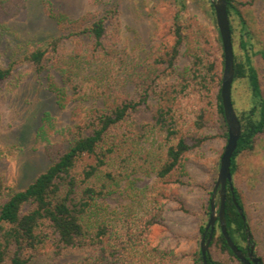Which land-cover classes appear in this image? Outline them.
<instances>
[{
	"label": "trees",
	"instance_id": "trees-1",
	"mask_svg": "<svg viewBox=\"0 0 264 264\" xmlns=\"http://www.w3.org/2000/svg\"><path fill=\"white\" fill-rule=\"evenodd\" d=\"M207 2L216 23L214 7L210 1ZM227 3L233 41L234 16L240 20L242 36L248 35L249 31L236 0H227ZM175 5L178 10L167 38L138 78V97L107 101L103 107L94 109L90 125L85 131L78 132L67 148L48 143L45 153L50 165L25 189L9 192L0 172V264H28L27 252L42 254L52 248L94 249L97 255L88 264H180L183 255L174 249L154 245L150 236L153 227L163 220L167 200L180 195L174 185L181 183L180 177L186 174L188 153L208 139L202 136L201 131L204 123L213 117V109L206 107L197 114L191 126L185 128L180 123L177 100L182 90L178 89L179 83L161 79L174 70L181 55L192 60L193 72L196 78H201L199 83L202 88L216 91L214 110L222 123L223 137L227 140L228 129L221 98L224 53L219 29L217 42L222 54L212 58L207 46H212V42L207 39L204 27L196 19L181 21L188 0H175ZM26 6L27 0H0V13L13 18L20 15ZM46 11L56 20L60 34L24 51L22 62L29 63L38 73L43 72L48 64L49 68H59L65 84L76 90L78 85L72 75L76 74L75 65L83 54L77 52L71 66H66L71 75L59 65V48L68 38L88 37L93 48L91 56L95 57L99 51L108 55L104 41L110 37L109 11L106 16L88 13L77 19L54 15L48 8ZM7 29L0 19V30ZM241 48L248 53L251 48L248 40H241ZM259 54L264 60V51ZM19 61L20 58H13L7 66L0 65V89L12 78ZM243 79L249 84L251 107L242 112L236 111L242 134L232 158L233 177L238 167L237 158L244 152H252L259 136L264 135L261 79L248 54L244 61H239L235 55L233 85ZM49 89L57 93L58 103L63 107L66 101L64 89L51 83ZM53 125L54 119L46 113L37 132L38 145L48 140ZM80 130L83 128L80 127ZM150 137L154 138L150 148L139 149V143ZM4 157L5 154L0 152V159ZM137 175L155 177L153 186L147 190L151 199L150 208L135 215L128 212L130 207H123L120 212L110 210L105 202L117 194L124 193L134 202L145 197L146 190L137 188L133 179ZM233 187L245 219L239 213L228 187L225 204L227 230L233 242L247 254V230L250 228L234 181ZM212 194L213 191L204 211L208 218ZM216 205L219 208L220 199ZM206 226L207 223L201 224V236ZM213 249L224 255V260H218ZM229 258L242 264L229 248L217 222L208 264H229ZM194 264H203L200 248Z\"/></svg>",
	"mask_w": 264,
	"mask_h": 264
},
{
	"label": "rangeland",
	"instance_id": "rangeland-1",
	"mask_svg": "<svg viewBox=\"0 0 264 264\" xmlns=\"http://www.w3.org/2000/svg\"><path fill=\"white\" fill-rule=\"evenodd\" d=\"M236 3L249 34L242 36L240 20L234 16V53L239 61H244L246 54L251 58L264 95V60L259 54L264 51V0H236ZM46 8L54 15L71 19L88 13L102 17L109 11L110 37L104 41L108 55L99 51L95 57L91 56L93 48L88 37L68 38L59 48V65L70 74L68 67L74 55L77 52L83 54L75 65L76 74H71L78 85L76 90L65 84L59 68H49L48 64L38 73L29 63L22 62L24 51L60 34L56 20ZM177 10L175 0H27L26 8L16 17L8 18L0 13V19L8 28L0 30V65L7 66L13 58H20L12 78L0 89V152L5 154L0 159V172L9 192L25 189L44 172L50 165L45 153L47 144H61L67 148L74 136L90 125L94 109L103 107L107 101L138 97V78L167 38ZM192 19L204 27L207 39L212 42L213 47L207 45L211 57H221L218 26L207 0H188L181 21ZM242 39L251 45L248 53L241 48ZM111 50L114 51L111 53ZM192 66V60L181 55L174 70L161 80L179 83L178 89L182 93L177 100V115L185 128L192 125L203 108L213 109L212 119L204 123L201 131L208 139L188 153L186 174L180 177L181 183L174 185L180 195L167 200L163 220L153 227L150 236L154 245L174 249L183 255L180 264H194L198 258L202 239L200 226L210 219L204 211L227 144L222 123L214 110L216 91L202 88L201 78L195 77ZM50 83L64 89L66 101L64 99L63 107L58 103L57 93L49 89ZM232 100L238 112L251 107V91L246 79L234 83ZM46 113L52 116L54 125L48 140L38 145L37 132ZM153 142L152 137L144 139L139 143V149L146 150ZM237 164L234 185L240 194L250 232L255 241L261 240L255 254L264 261V135L259 136L252 152H244L237 158ZM133 179L137 188L146 190L145 197L134 202L124 193L117 194L105 202L110 210L120 212L123 207H130L128 212L135 215L150 208L147 190L153 186L155 177L137 175ZM218 199L217 196L216 203ZM213 254L218 260H224V255L216 249ZM96 255L94 249L52 248L42 254L27 252L25 257L29 259L28 264H88ZM229 261V264H240L230 258Z\"/></svg>",
	"mask_w": 264,
	"mask_h": 264
},
{
	"label": "water",
	"instance_id": "water-1",
	"mask_svg": "<svg viewBox=\"0 0 264 264\" xmlns=\"http://www.w3.org/2000/svg\"><path fill=\"white\" fill-rule=\"evenodd\" d=\"M214 7L216 13V23L221 35L223 53H224V71L221 85V98L224 109V116L227 124L228 140L224 149V153L220 159V169L217 180L213 189L210 202V219L207 223L205 232L200 242L201 256L203 264H208V253L210 243L213 238L216 223L219 222L221 232L226 239L229 248L242 264H263L260 257L255 254V243L250 230H247L248 252L244 254L242 250L233 242L228 230L225 219V204L227 198V188L229 187L233 193V200L239 213L245 219L244 211L236 201L234 196L233 175L231 172L232 158L237 149L239 139L242 134L241 122L233 105L232 88L235 78V53L232 41V32L230 20L227 11V0H209ZM220 199V206L217 208L216 199ZM207 232L209 236L207 238Z\"/></svg>",
	"mask_w": 264,
	"mask_h": 264
},
{
	"label": "crops",
	"instance_id": "crops-1",
	"mask_svg": "<svg viewBox=\"0 0 264 264\" xmlns=\"http://www.w3.org/2000/svg\"><path fill=\"white\" fill-rule=\"evenodd\" d=\"M254 238V237H253ZM254 241H255V238H254ZM261 240L259 239V242H260ZM259 242H257V241H255V248H257V247H259L260 245H259ZM261 244V243H260ZM261 257V256H260ZM262 258V257H261Z\"/></svg>",
	"mask_w": 264,
	"mask_h": 264
}]
</instances>
